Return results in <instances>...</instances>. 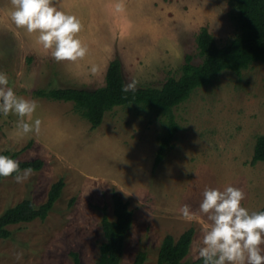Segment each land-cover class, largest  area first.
<instances>
[{
	"label": "rangeland",
	"instance_id": "1",
	"mask_svg": "<svg viewBox=\"0 0 264 264\" xmlns=\"http://www.w3.org/2000/svg\"><path fill=\"white\" fill-rule=\"evenodd\" d=\"M117 2L53 0L82 24L78 38L88 54L69 63L45 52L36 42L38 33L17 29L10 19L11 0H0V72L17 96L38 102L33 120L42 121L38 135H21L17 117L0 113V154L44 162L23 184L12 177L0 181V215L24 199L43 204L52 184L64 182L46 219L8 226L11 236L0 239V264H74L71 253L82 264H95L105 240L102 208L114 219V192L133 211L120 264H132L141 251L145 264H155L163 238H178L189 228L194 234L184 261H196L209 222L199 213L185 220L179 209L188 204L197 211L205 189L233 186L245 193L241 206L250 214L264 207V161L250 163L256 138L264 135V61L241 74L221 72L175 106L178 128L159 160L166 116L137 105L117 106L92 128L73 102L34 93L102 87L114 58L122 63L126 83L161 88L181 75L186 55L193 63L202 61L196 40L202 28L220 47L238 32L228 0H122L123 13L114 11Z\"/></svg>",
	"mask_w": 264,
	"mask_h": 264
},
{
	"label": "trees",
	"instance_id": "2",
	"mask_svg": "<svg viewBox=\"0 0 264 264\" xmlns=\"http://www.w3.org/2000/svg\"><path fill=\"white\" fill-rule=\"evenodd\" d=\"M235 9L232 15L237 27V35L226 45L220 47L213 35L202 28L197 35V47L200 63H193V57L186 55L178 78L170 77L161 88L139 87L136 92H123L126 84L122 63L114 58L110 61L105 85L93 90L77 88L39 89L34 93L37 96L51 100L73 102L75 110L85 118L92 128L101 125L105 114L117 106L137 105L150 109L167 118L166 133L161 138L160 148L156 160L163 154V149L174 138L177 131L172 110L178 104L187 100L191 93L203 86L210 85L223 71H232L241 74L256 62L264 61V0H228ZM6 155L16 160L17 153L8 151ZM21 169L32 168L40 170L44 162L41 159L16 160ZM264 161V135L256 138L251 165ZM15 175V174H14ZM5 178H0V181ZM64 182L62 179L52 184L47 200L36 206L30 199H24L6 209L0 215V239L11 236L9 225L26 223L35 219L44 220L60 198ZM114 219H110L105 208H102V230L105 240L99 247V256L95 264H120L126 236L133 223V211L129 202L114 192L112 195ZM264 211V207L256 212ZM194 229L189 228L178 238L166 235L160 245L155 264H204L198 258L187 263L184 258L190 250ZM74 264H82L78 254L71 253ZM146 253H137L132 264H145Z\"/></svg>",
	"mask_w": 264,
	"mask_h": 264
},
{
	"label": "clouds",
	"instance_id": "3",
	"mask_svg": "<svg viewBox=\"0 0 264 264\" xmlns=\"http://www.w3.org/2000/svg\"><path fill=\"white\" fill-rule=\"evenodd\" d=\"M11 5L10 19L15 27L30 35L38 33L36 42L45 52H51L56 62L75 63L88 54L87 46L78 38L81 21L59 10L53 0H11ZM113 7L116 13L125 11L122 0ZM90 72L95 74L97 67L92 66ZM137 84L132 80L122 86V91L136 92ZM37 108L36 100L17 96L9 87L7 74L0 72V113L17 117L16 127L21 135L40 133L42 121L33 120ZM33 171L30 167L21 169L18 161L0 155V178L12 177L23 184ZM244 199L245 193L233 186L223 191L208 188L197 211L188 204L179 209L185 220H193L199 213L209 222L196 249L204 264H264V211L250 214L241 206Z\"/></svg>",
	"mask_w": 264,
	"mask_h": 264
}]
</instances>
